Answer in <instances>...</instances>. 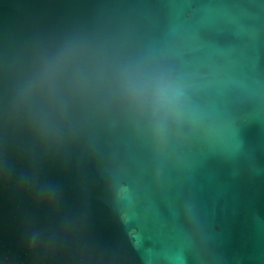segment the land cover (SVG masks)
Wrapping results in <instances>:
<instances>
[{"label":"water","instance_id":"water-1","mask_svg":"<svg viewBox=\"0 0 264 264\" xmlns=\"http://www.w3.org/2000/svg\"><path fill=\"white\" fill-rule=\"evenodd\" d=\"M0 264H264V0H0Z\"/></svg>","mask_w":264,"mask_h":264}]
</instances>
